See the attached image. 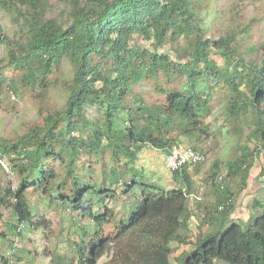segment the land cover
Segmentation results:
<instances>
[{
  "label": "trees",
  "instance_id": "16d2710c",
  "mask_svg": "<svg viewBox=\"0 0 264 264\" xmlns=\"http://www.w3.org/2000/svg\"><path fill=\"white\" fill-rule=\"evenodd\" d=\"M23 2L31 9L41 7L40 0ZM7 3L3 7L8 8ZM71 18L65 28L52 19L35 16L25 19L28 28L25 43L19 46V52L9 53L10 65L26 70L33 81L37 78L38 85L45 88L47 76L64 59L72 65L73 77L62 111L49 114L42 127L31 128L15 142H0L2 156L13 154L20 161L16 165L20 181L15 190L4 187L0 180V206L8 208L16 219L13 229L17 236L25 224L32 231H38L44 224L33 221L27 199L29 190L41 191L51 204L62 209L81 210L90 219L93 230L82 229L79 243L75 244V256L68 259L54 255L52 264H73L75 258L76 264H96L108 254L114 264H170L171 243L182 242L179 232L187 229L190 217L187 202L192 182L188 165L171 172L178 187L165 189L133 179L126 182L124 195L138 191L140 197L126 217L119 220L115 233L103 237L102 226L113 219L112 213L103 209L104 198L112 195L104 190L78 187L74 167L79 149L97 154L106 142L114 160L124 155L132 164L145 145L167 155L170 140L159 138L152 128L138 127L139 120L130 117L133 124L124 131L114 128L117 115L126 109L132 85L146 77H156L159 72L166 77L174 74L183 78L181 89L168 92L162 108L153 112L137 105L138 110L155 117L153 123L159 131L160 120L164 126L187 123L200 128V118L210 112L208 83H223L231 94L223 122L235 124L251 117L247 139L256 145L244 148L245 153L229 161L226 170L228 178H238L245 185L253 157L261 154L264 159V57L259 66L248 67L241 59L232 58L233 36L217 41L203 39L191 0H73ZM134 35L153 39L155 48L166 40L180 38L187 40V47L176 53L178 57L172 61L167 54L140 50L131 44ZM3 38L0 24V43ZM213 52L223 57L224 67H218L211 59ZM86 106L101 108L104 128L85 119ZM78 121L83 130L89 129L85 137L74 135L79 130ZM63 154L68 157L65 178L70 179L72 187L69 195L54 196L50 187L54 173L45 162ZM260 175L264 176V165ZM118 178L114 176L111 182L118 183ZM220 181L217 203L203 221L208 231L196 237L191 251L176 257V264H264V202L253 204L257 209L263 207L261 213L249 216L244 224L235 222L231 219L235 210L231 194L223 187V177ZM62 189L57 184L56 191ZM89 194L98 201L91 203L86 198ZM86 202L90 203L84 207ZM93 204L97 205L96 210ZM2 261L9 264L4 258Z\"/></svg>",
  "mask_w": 264,
  "mask_h": 264
},
{
  "label": "rangeland",
  "instance_id": "374dc122",
  "mask_svg": "<svg viewBox=\"0 0 264 264\" xmlns=\"http://www.w3.org/2000/svg\"><path fill=\"white\" fill-rule=\"evenodd\" d=\"M5 1L8 2L6 4L8 8L3 7ZM4 2L0 3V24L4 36L3 42L0 43V142L11 143L28 133L31 128L42 127L44 119L49 114L65 108L72 84L73 68L67 59L62 60L59 67L47 76L45 88L38 85L40 81L37 78L33 81L26 70L10 65L9 53L19 52V46L25 43L28 31L25 19L33 16L52 19L63 28L67 27L72 19L73 0H40L41 7L36 10L31 9L29 4H24L23 0ZM191 6L198 18L197 23L202 29L203 39L217 41L220 37L233 36L235 40L231 49L234 56L232 58L241 59L248 67L259 66L264 57V0H191ZM131 44L140 50L167 54L170 60L175 61L178 57L176 53L187 47V40L183 38L177 41L166 40L155 48L153 39L146 40L142 36L134 35ZM211 59L218 67L225 66L223 57L216 52L212 53ZM184 61L181 60V63ZM183 83V78L174 74L166 77L159 72L156 77H146L139 84L132 85L125 101L126 109L117 115L114 125L115 129L124 131L133 124L129 121L130 117H133L135 121L139 120L138 127L152 128L155 134L159 133V138L169 139L170 148L174 145H183L204 155L201 163L188 165L192 182L187 202L190 217L187 229L179 232L182 242L171 243L173 252L170 264H176V257L191 251L196 237L208 231L203 221L212 213L220 195L216 191L220 186V181L216 180L219 176L223 177V187L230 192L235 205L231 215L233 221L244 224L249 216L262 212L263 207L257 209L253 204L264 202V176L260 175L264 159L261 154L253 157L245 185H242L238 178L230 179L226 176L228 162L244 154V148L252 149L256 145L247 139L252 126L250 116L235 124L223 122L231 96L226 85L208 83L211 86V89H208L210 112L200 118V128L197 124L187 123H184V126H164L163 120H160L158 122L160 130L157 131L153 123L155 117L137 109V105L153 112V109L162 108L166 103L167 93L181 89ZM84 115L85 119L94 122L95 126L104 128L100 107L86 106ZM77 125L79 130L74 135L85 137L89 134L88 128L83 130L80 127V121ZM102 146L101 152L97 154L79 149L74 174L78 178V187L104 190L112 195L104 198L103 203V209H108L113 217L102 226L100 235L107 237L115 233L119 220L126 217L130 207L140 197L138 191L124 195L126 182L132 179L137 182H150L165 189L178 185L173 181L166 165L165 151L145 145L132 164L127 162L124 155H119L118 159L114 160L106 142ZM5 158L8 162L6 164L11 168V174L0 169V180L4 187L15 190L20 181L16 166L20 161L14 158L13 154L6 155ZM67 158V155L63 154L45 162V166L54 173L55 178L50 183L54 196L59 193L70 194L72 184L70 179L65 178ZM116 175L119 176V181L113 184L111 180ZM57 184L62 185L61 191H56ZM86 198L91 203L98 201L93 194L87 195ZM27 199L33 221H41L44 224L38 231H32L30 226L25 224L17 236L13 229L17 223L16 219L8 208L0 206V264H3L2 258L13 264H52L51 259L54 255L58 258L72 259L82 229L93 230L90 219L83 216L81 210L62 209L58 204H51L41 191L29 190ZM90 202L83 206L87 207ZM96 208L97 205L94 207L93 204V209ZM111 257V254L104 255L96 264H114ZM72 263L76 264V258Z\"/></svg>",
  "mask_w": 264,
  "mask_h": 264
},
{
  "label": "built area",
  "instance_id": "2783aa9c",
  "mask_svg": "<svg viewBox=\"0 0 264 264\" xmlns=\"http://www.w3.org/2000/svg\"><path fill=\"white\" fill-rule=\"evenodd\" d=\"M204 160V155L195 151L189 147L183 145H174L165 157L166 165L170 172L177 170L184 164L196 165ZM6 158L0 154V169L2 171L11 174V168L6 164ZM8 163V162H7ZM218 182L221 180V176L216 179ZM221 181L219 182L220 185ZM12 264V262H10Z\"/></svg>",
  "mask_w": 264,
  "mask_h": 264
},
{
  "label": "clouds",
  "instance_id": "9594fccd",
  "mask_svg": "<svg viewBox=\"0 0 264 264\" xmlns=\"http://www.w3.org/2000/svg\"><path fill=\"white\" fill-rule=\"evenodd\" d=\"M171 149H172V148H171ZM170 151H171V150H170ZM168 154H169V153H168ZM168 154H167V155H168ZM9 264H10V263H9Z\"/></svg>",
  "mask_w": 264,
  "mask_h": 264
}]
</instances>
